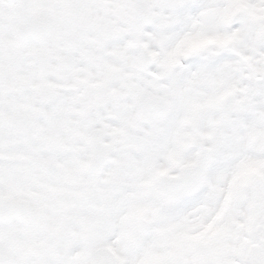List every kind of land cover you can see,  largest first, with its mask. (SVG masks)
I'll return each mask as SVG.
<instances>
[{
	"label": "snow or ice",
	"instance_id": "6c2138e0",
	"mask_svg": "<svg viewBox=\"0 0 264 264\" xmlns=\"http://www.w3.org/2000/svg\"><path fill=\"white\" fill-rule=\"evenodd\" d=\"M0 264H264V0H0Z\"/></svg>",
	"mask_w": 264,
	"mask_h": 264
}]
</instances>
